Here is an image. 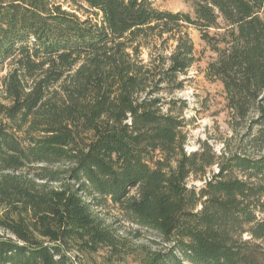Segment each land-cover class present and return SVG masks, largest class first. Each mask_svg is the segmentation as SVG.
<instances>
[{
  "label": "trees",
  "instance_id": "16d2710c",
  "mask_svg": "<svg viewBox=\"0 0 264 264\" xmlns=\"http://www.w3.org/2000/svg\"><path fill=\"white\" fill-rule=\"evenodd\" d=\"M65 1L86 16L0 0V72L13 67L0 92V264L120 254L107 208L172 245L143 264H264V0H183L192 13ZM190 25L245 131L235 151L188 154L187 105L166 98L197 62Z\"/></svg>",
  "mask_w": 264,
  "mask_h": 264
},
{
  "label": "rangeland",
  "instance_id": "374dc122",
  "mask_svg": "<svg viewBox=\"0 0 264 264\" xmlns=\"http://www.w3.org/2000/svg\"><path fill=\"white\" fill-rule=\"evenodd\" d=\"M53 1L63 4L65 9L76 13L81 18L86 16L84 9L77 10V7L66 3L65 0ZM154 5L162 11L172 13H192L193 11L192 2L183 0H154ZM187 30L195 46L197 62L186 76L181 77L184 80L183 89L166 96L168 100H175L178 106L181 103L187 105L183 113L186 122L185 151L188 154L193 153L204 143L211 145L217 153H220L224 147L235 151L238 142L244 139L245 131L244 129L233 130L223 87L219 82L211 81L207 77L208 64L216 56L201 39L199 28L190 25ZM211 33H214V30ZM12 68L11 62H8L0 72V92H2L1 84ZM3 99L0 97V101L6 103ZM189 184L201 187L203 183L191 180ZM102 213L105 219L118 230L125 247L117 255L105 248L98 254L80 257L81 264H143L151 255L172 247L171 244L164 243L152 233L140 230L128 222H119L121 218L117 209L107 208ZM4 234L0 230V235Z\"/></svg>",
  "mask_w": 264,
  "mask_h": 264
}]
</instances>
